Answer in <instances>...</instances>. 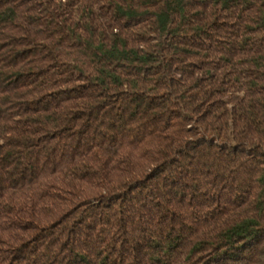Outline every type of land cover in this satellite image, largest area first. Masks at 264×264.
I'll use <instances>...</instances> for the list:
<instances>
[{"label":"trees","instance_id":"16d2710c","mask_svg":"<svg viewBox=\"0 0 264 264\" xmlns=\"http://www.w3.org/2000/svg\"><path fill=\"white\" fill-rule=\"evenodd\" d=\"M0 264H264V0H0Z\"/></svg>","mask_w":264,"mask_h":264}]
</instances>
